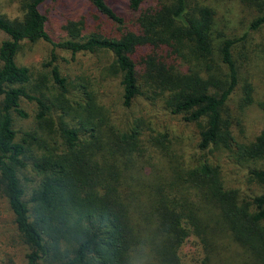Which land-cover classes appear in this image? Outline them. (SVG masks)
<instances>
[{"label":"trees","instance_id":"1","mask_svg":"<svg viewBox=\"0 0 264 264\" xmlns=\"http://www.w3.org/2000/svg\"><path fill=\"white\" fill-rule=\"evenodd\" d=\"M85 1L87 14L66 26L72 39L63 42L50 38L40 10L58 0H27L21 19L0 14L8 37L0 44V198L29 249L27 263L183 264L179 250L196 237L200 264H264V169L246 168V182L258 190L245 195L208 161L215 151L236 162L264 160V128L248 137L244 126L252 86L230 103L239 83L233 49L246 36L217 33L216 10L191 0H128L137 14L131 20L107 0ZM240 2L258 14L249 31L264 40V0ZM38 41L72 54H109L105 71L117 77L124 109L144 101L193 125L194 157L185 159L146 118L115 128L92 94L72 102L53 54L52 98L28 91L30 70L16 56L23 43ZM22 98L37 113L35 128L19 135L13 113L26 117ZM28 167L39 180L26 200Z\"/></svg>","mask_w":264,"mask_h":264},{"label":"rangeland","instance_id":"2","mask_svg":"<svg viewBox=\"0 0 264 264\" xmlns=\"http://www.w3.org/2000/svg\"><path fill=\"white\" fill-rule=\"evenodd\" d=\"M26 1L0 0V14L10 20L21 19ZM107 1L111 8L126 20H131L137 15L129 9L128 0ZM151 1L157 2V0ZM160 1L169 2L171 0ZM191 2L209 5L216 10L214 29L217 33L221 32L232 39L246 36L233 49L239 83L230 103L237 100L244 85L252 86L253 104L247 107L244 118L246 136L251 137L260 128H264V40L261 35L249 31L251 21L258 14L252 7L242 4L240 0H191ZM40 10L48 18L47 33L50 38L55 42H63L72 39L66 26L87 14L88 6L85 0H58L54 4L43 3ZM7 39L8 37L0 32V44ZM52 54L56 57L53 65L58 67L60 75L66 79L71 91L76 95L71 100L72 102L77 100L84 103L85 95L92 94L97 105L106 110L115 128L120 127L126 121L131 123L133 119L146 118L151 123V128L167 131L170 137L174 138L171 141L172 144L183 149L185 159L194 157L198 150L196 148L197 134L193 125L186 126L177 117L166 116L167 114L159 106H153L144 101H138L128 110L124 109L119 81L115 75L105 71L112 58L109 54L102 52L95 55L72 54L63 49L54 50L52 45L45 41L23 43L16 56V63L30 70L32 85L27 86L28 91L31 93L41 91L49 98L54 95L51 79L52 67L49 65ZM19 109L26 114L25 118H21L13 113L14 129L20 135L35 128L34 116L37 113V105L35 102L22 98ZM68 119L65 120L68 121ZM208 161L218 166L227 187L237 188L245 195L257 192L258 189L254 184L246 182V168L252 166L264 169V160L256 163L236 162L233 158L225 156L223 152L215 151L212 156H209ZM38 180L39 177L30 167L22 172L21 182L25 188L26 200ZM28 252L29 249L22 241L14 223L12 211L6 200L0 198V264H28L26 258ZM179 256L183 264H200L201 244L199 240L196 237H190L180 248Z\"/></svg>","mask_w":264,"mask_h":264}]
</instances>
